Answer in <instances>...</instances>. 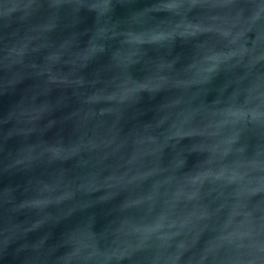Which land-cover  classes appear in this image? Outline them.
Wrapping results in <instances>:
<instances>
[{
  "label": "water",
  "instance_id": "95a60500",
  "mask_svg": "<svg viewBox=\"0 0 264 264\" xmlns=\"http://www.w3.org/2000/svg\"><path fill=\"white\" fill-rule=\"evenodd\" d=\"M264 264V0H0V264Z\"/></svg>",
  "mask_w": 264,
  "mask_h": 264
},
{
  "label": "clouds",
  "instance_id": "9594fccd",
  "mask_svg": "<svg viewBox=\"0 0 264 264\" xmlns=\"http://www.w3.org/2000/svg\"><path fill=\"white\" fill-rule=\"evenodd\" d=\"M13 256L18 264H25L26 257L23 245L17 247L16 250L13 251Z\"/></svg>",
  "mask_w": 264,
  "mask_h": 264
}]
</instances>
